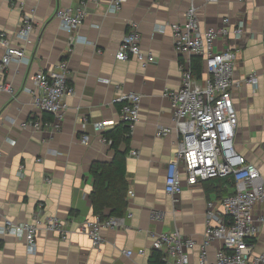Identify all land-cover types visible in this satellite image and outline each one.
Listing matches in <instances>:
<instances>
[{"label":"crops","instance_id":"obj_1","mask_svg":"<svg viewBox=\"0 0 264 264\" xmlns=\"http://www.w3.org/2000/svg\"><path fill=\"white\" fill-rule=\"evenodd\" d=\"M110 2L0 0V33L6 32L13 47H24L25 57L30 59L29 63L11 62L0 70L16 92L15 97L0 94V211L14 223L31 222L41 206L42 218L56 217L69 231L66 240L39 231L34 254L27 252L22 240L2 236L0 264H148L152 236L176 230L195 240L189 256L192 262L197 260L207 203H217L223 195L217 192V181L210 180L193 187L184 183L179 196H168L164 191L166 168L179 138L176 133L157 136L162 128L173 126L165 93L177 91L181 84L182 58L175 53L169 25L183 23L192 3L202 29L220 26L224 17L244 24V36L229 41L239 49L231 90L238 117L234 147L255 164L264 180V0H219L206 5L201 0H125L114 15L107 14ZM78 6L84 8L86 17L72 35L77 41L69 46V35L54 13L58 7ZM24 15L32 18L35 28L31 43L25 46L15 37ZM130 23L138 25L141 49L153 54L154 63L115 59ZM2 54L0 47V59ZM62 60L68 65L73 93L65 97L66 109L57 121L33 109L28 90L33 89L34 75L54 70ZM252 72L258 75L255 86L245 81ZM127 93L141 96L139 121L130 136L125 161L128 192L134 197L126 196L121 227L103 230V243L92 248L79 229L94 216L89 199L93 187L90 167L94 162L112 160L109 145L101 140L112 128L100 133L92 124L107 120L121 124L120 105L114 100ZM30 120L52 125L42 130L22 126ZM82 135L88 136L87 145L80 143ZM131 151L138 156H130ZM46 177L52 179L50 184ZM253 213L259 226L254 254H259L264 250V203L255 206ZM219 248L218 242L209 247L211 261ZM138 249H145L146 255L124 254Z\"/></svg>","mask_w":264,"mask_h":264},{"label":"built area","instance_id":"obj_2","mask_svg":"<svg viewBox=\"0 0 264 264\" xmlns=\"http://www.w3.org/2000/svg\"><path fill=\"white\" fill-rule=\"evenodd\" d=\"M124 1L111 0L107 14H117ZM201 1L206 5L218 3L219 0ZM197 11L192 3L186 11L183 23L169 25L175 53L182 60L179 62V89L165 93L170 100L173 126L162 128L157 133L158 137L176 133L179 138L173 160L166 168L164 191L175 198L181 194L184 183L193 187L206 181L231 176L234 180V193L221 198L217 203H207L204 237L199 244V255L195 262L189 256V250L196 245L195 240L185 237L177 230L153 235L151 250L161 254L162 264H264V250L254 254L259 226L253 213L255 206L264 203V180L255 164L248 162L234 147L238 117L231 90L239 49L230 45L229 41L240 40L245 34V27L243 23H233L230 17H224L220 26L202 29ZM85 17L86 11L82 6L56 9L54 18L69 35V46L77 41L72 35L78 31ZM34 32L32 18L24 15L15 32L16 39L25 46L31 43ZM262 43L264 45V34ZM0 47L3 49L0 70L11 62H30L25 57L24 47H13L6 32L0 33ZM193 57L202 59V75L199 79L193 75ZM115 59L121 62L135 59L142 65L156 61L152 53L142 51L141 36L136 23L128 24ZM32 81L33 89L28 91L32 95L33 109L60 121L66 109L65 97L73 93L68 81L67 62L62 60L54 70L37 73ZM245 81L255 86L258 75L252 72ZM2 93L11 97L16 94L12 85L5 82L0 74V94ZM140 102L141 96L135 93L122 94L114 100V103L120 105L119 119L127 126L129 137L139 121ZM51 125L52 123H41L37 120L22 124L23 127L30 126L35 130L49 128ZM92 125L95 132L103 133L106 129L114 128L116 123L114 120H107ZM88 139L87 135H82L80 143L87 145ZM101 140L106 145L111 144L103 134ZM129 155L137 157L138 153L131 151ZM22 170L23 167L20 166L19 177L23 175ZM45 182L50 184L52 179L46 177ZM127 195L134 197L132 191ZM120 221L117 217L102 219L96 215L82 222L79 229L88 236L92 248H99L103 243L102 231L120 228ZM41 230L56 233L62 240H66L69 234L65 223L58 218H42L41 206H38L31 222L14 223L0 211V237L10 235L22 240L29 254L35 253L36 236ZM215 242L220 244V248L211 261L208 249ZM124 254L127 257L145 256L146 251L127 250Z\"/></svg>","mask_w":264,"mask_h":264},{"label":"trees","instance_id":"obj_3","mask_svg":"<svg viewBox=\"0 0 264 264\" xmlns=\"http://www.w3.org/2000/svg\"><path fill=\"white\" fill-rule=\"evenodd\" d=\"M191 66L195 78H201L202 59L193 57ZM103 136L111 142L109 147L112 151V160L110 163L94 162L91 165L90 175L93 187L89 199L94 216L98 215L102 219L120 218L127 208L128 183L125 161L129 152L130 137L127 136V126L123 123L105 131ZM213 180L217 181V192L221 193L223 197L234 193V180L231 176ZM148 264H162L161 254L153 251Z\"/></svg>","mask_w":264,"mask_h":264}]
</instances>
